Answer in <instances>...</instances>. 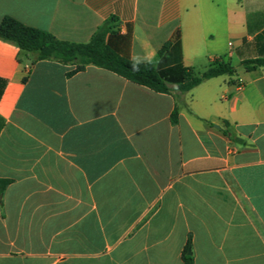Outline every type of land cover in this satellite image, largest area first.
<instances>
[{
    "label": "crops",
    "instance_id": "1",
    "mask_svg": "<svg viewBox=\"0 0 264 264\" xmlns=\"http://www.w3.org/2000/svg\"><path fill=\"white\" fill-rule=\"evenodd\" d=\"M61 41L232 75L161 94L0 40V264H264V0H0ZM202 72V73H203ZM72 73V74H70ZM178 108V121L171 114Z\"/></svg>",
    "mask_w": 264,
    "mask_h": 264
},
{
    "label": "trees",
    "instance_id": "2",
    "mask_svg": "<svg viewBox=\"0 0 264 264\" xmlns=\"http://www.w3.org/2000/svg\"><path fill=\"white\" fill-rule=\"evenodd\" d=\"M114 21L115 17L107 19L88 43H70L57 39L45 30L28 27L6 16L0 23V40L13 44L25 52H38V60L57 61L64 65L76 66L72 73L82 71L87 66H95L161 94H169L173 91L185 94L206 80L232 75L235 72L233 66L219 60H214L209 68L200 74H196L192 68H183L180 64L171 70H161L158 61L172 48H180L179 31L172 41L166 42L161 47L155 60L144 63L134 62L119 55L108 43L107 38L113 31ZM242 65L248 70H253L264 66V60H247L243 61ZM171 121L174 124L178 121L177 107L171 114ZM9 184V180L0 179V200ZM182 261L183 264H195L190 238L184 248Z\"/></svg>",
    "mask_w": 264,
    "mask_h": 264
},
{
    "label": "rangeland",
    "instance_id": "3",
    "mask_svg": "<svg viewBox=\"0 0 264 264\" xmlns=\"http://www.w3.org/2000/svg\"><path fill=\"white\" fill-rule=\"evenodd\" d=\"M200 73H202L203 71H199Z\"/></svg>",
    "mask_w": 264,
    "mask_h": 264
},
{
    "label": "water",
    "instance_id": "4",
    "mask_svg": "<svg viewBox=\"0 0 264 264\" xmlns=\"http://www.w3.org/2000/svg\"><path fill=\"white\" fill-rule=\"evenodd\" d=\"M188 254L190 255V252Z\"/></svg>",
    "mask_w": 264,
    "mask_h": 264
}]
</instances>
